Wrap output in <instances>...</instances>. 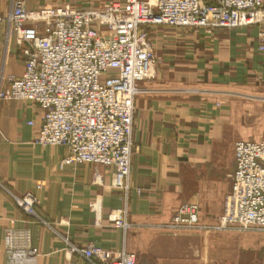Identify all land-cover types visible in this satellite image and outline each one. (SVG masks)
Segmentation results:
<instances>
[{"label": "crops", "instance_id": "crops-1", "mask_svg": "<svg viewBox=\"0 0 264 264\" xmlns=\"http://www.w3.org/2000/svg\"><path fill=\"white\" fill-rule=\"evenodd\" d=\"M17 1L35 11L87 10L107 0H0V17ZM0 41L2 90L8 75L21 76L24 58L6 24ZM149 41L159 63L134 100L127 193L110 187L112 169H60L67 150L34 143L40 109L0 100V264L8 230L28 237L37 264H87L70 248L88 245L133 254L138 264H264L263 235L209 229L230 192L236 140L264 142V25L212 33L157 28ZM27 193L37 199L34 216L15 202ZM188 202L198 204L207 230L167 229ZM121 211L125 229L113 227Z\"/></svg>", "mask_w": 264, "mask_h": 264}, {"label": "built area", "instance_id": "built-area-1", "mask_svg": "<svg viewBox=\"0 0 264 264\" xmlns=\"http://www.w3.org/2000/svg\"><path fill=\"white\" fill-rule=\"evenodd\" d=\"M3 24L22 49L24 63L21 76L7 78L0 100L30 102L40 109L34 143L64 147L60 169L80 164L112 169L111 187L127 193L134 100L138 84L153 79L159 63L150 33L157 28L212 33L264 25V0H118L87 10L64 4L35 11L17 1L0 17V31ZM234 158L222 215L209 229L264 235V142H236ZM15 202L35 215L33 194ZM124 214L112 220L114 228H126ZM166 228L195 233L208 227L200 226L198 204L188 202ZM3 245L6 264H37L39 253L24 234L8 230ZM70 252L87 264H138L133 254L93 245L71 247Z\"/></svg>", "mask_w": 264, "mask_h": 264}, {"label": "rangeland", "instance_id": "rangeland-1", "mask_svg": "<svg viewBox=\"0 0 264 264\" xmlns=\"http://www.w3.org/2000/svg\"><path fill=\"white\" fill-rule=\"evenodd\" d=\"M110 1H113V0H107V1H105V2H103V4L104 3H106V2H110ZM115 1V0H114ZM116 1H118V0H116ZM169 29H171V30H178V29H172V28H169ZM184 31H187V30H184ZM189 31H196V29H192V30H189ZM19 48V47H18ZM9 76H11V75H8L6 78H5V83H6V81H7V78L9 77ZM5 89V88H4ZM3 90V89H2ZM238 140L239 141H244V140H242L241 138H238L237 140H236V142H238ZM235 142V143H236ZM263 142V141H262ZM235 145V144H234ZM234 167H235V158H234ZM110 187H111V184H110ZM112 188V187H111ZM241 232H243V231H241ZM252 234H255V233H252ZM264 236V235H263Z\"/></svg>", "mask_w": 264, "mask_h": 264}]
</instances>
